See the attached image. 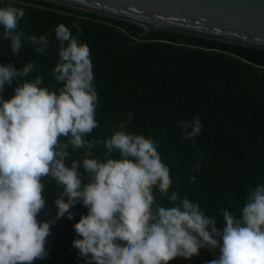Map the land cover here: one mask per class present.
<instances>
[{"label": "clouds", "instance_id": "clouds-1", "mask_svg": "<svg viewBox=\"0 0 264 264\" xmlns=\"http://www.w3.org/2000/svg\"><path fill=\"white\" fill-rule=\"evenodd\" d=\"M24 15L15 6H0V38L14 57L25 41L45 53L50 37L26 34L20 28ZM55 40L58 61L51 75L58 87L44 86L40 75L32 78L34 62L22 68L0 64V264L44 259L51 225L65 214L73 219L71 209L81 202L88 212L74 225L73 247L85 264H170L199 255L201 248L219 250L209 264H264V184L249 189L239 217L223 210L221 230L199 203L181 197L178 188L170 191L171 170L159 144L126 130L133 113L106 139H85L99 127L91 50L63 23L55 27ZM17 77L31 79L5 99V85ZM179 124L185 140H195L203 128L198 116ZM97 146L103 158L93 155ZM80 149L84 155L72 158L69 167L65 159ZM200 167L197 161L194 170ZM189 179L195 183L196 176ZM52 181L62 189L57 213L41 221L45 182Z\"/></svg>", "mask_w": 264, "mask_h": 264}, {"label": "trees", "instance_id": "trees-1", "mask_svg": "<svg viewBox=\"0 0 264 264\" xmlns=\"http://www.w3.org/2000/svg\"><path fill=\"white\" fill-rule=\"evenodd\" d=\"M7 5L22 9L25 15L20 28L28 35L50 37V47L40 54L25 41L19 56L14 57L9 42L0 38V64L14 62L22 68L34 62L38 70L32 78L40 75L44 86L58 87L51 75L58 61L55 27L65 24L79 41L89 45L94 65L99 127L85 139H106L133 113L126 130L150 136L159 144L162 160L171 170L170 191L178 188L181 197L187 195L199 203L221 230L224 209L239 217L249 189L264 184L263 47L174 29L138 37L131 33L144 29L138 23L49 0H0V6ZM30 79L14 78L11 85H5L4 98L9 99L19 84ZM197 116L202 131L195 140H185L179 122ZM85 151L78 150L65 163L70 167L72 158H81ZM92 151L103 158L101 146ZM197 161L201 167L194 170ZM79 171L87 183L82 162ZM193 175L195 183L189 179ZM61 191L54 181L45 182L46 207L39 220L56 216L55 200ZM71 211L73 219L65 214L51 225L48 255L34 264H85L73 240L74 225L88 209L81 202ZM218 255V249L201 248L199 255L177 257L170 264H209Z\"/></svg>", "mask_w": 264, "mask_h": 264}, {"label": "water", "instance_id": "water-1", "mask_svg": "<svg viewBox=\"0 0 264 264\" xmlns=\"http://www.w3.org/2000/svg\"><path fill=\"white\" fill-rule=\"evenodd\" d=\"M133 21L264 48V0H49ZM149 27V28H148Z\"/></svg>", "mask_w": 264, "mask_h": 264}, {"label": "bare ground", "instance_id": "bare-ground-1", "mask_svg": "<svg viewBox=\"0 0 264 264\" xmlns=\"http://www.w3.org/2000/svg\"><path fill=\"white\" fill-rule=\"evenodd\" d=\"M149 28V27H148Z\"/></svg>", "mask_w": 264, "mask_h": 264}]
</instances>
